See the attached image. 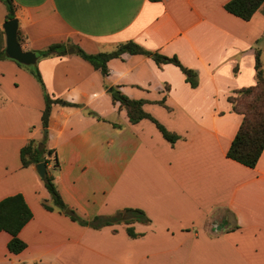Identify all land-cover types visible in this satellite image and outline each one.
<instances>
[{
	"label": "crops",
	"instance_id": "0c3cea01",
	"mask_svg": "<svg viewBox=\"0 0 264 264\" xmlns=\"http://www.w3.org/2000/svg\"><path fill=\"white\" fill-rule=\"evenodd\" d=\"M228 1L13 0L23 50L67 46L36 63L49 95L80 106L53 105L48 120L63 202L87 220L136 208L150 223H134L131 238L124 224L93 229L43 207L50 195L19 156L45 136L43 92L30 66L1 59L0 200L21 194L32 218L18 254L0 232V264H264V149L253 168L226 156L242 121L228 97L256 84V51L264 71V3L245 21L224 9ZM6 14L0 2V30ZM127 41L175 56L196 72V87L173 64L142 55L109 60L103 76L69 52H112ZM111 87L144 101L179 139L168 142L149 119L130 123Z\"/></svg>",
	"mask_w": 264,
	"mask_h": 264
},
{
	"label": "trees",
	"instance_id": "16d2710c",
	"mask_svg": "<svg viewBox=\"0 0 264 264\" xmlns=\"http://www.w3.org/2000/svg\"><path fill=\"white\" fill-rule=\"evenodd\" d=\"M150 1L155 2L159 0ZM0 2L6 8V20L13 19L15 11L13 0H0ZM263 3L264 0H230L225 3L224 9L232 15L248 21ZM3 36V31L0 30V60L7 58L4 52ZM17 39L18 42H20L19 37H17ZM72 47L76 55L92 65L93 68L100 70L103 76L108 73L107 62L109 60L120 58L122 54L128 53L130 55L149 57L157 65L173 64L180 69L185 77V81L189 83L192 88L197 85L196 72L182 66L175 56L168 57L157 52L147 51L133 41H127L118 45L112 52L96 54H88L77 46ZM35 54L38 58L50 57L53 55L61 56L67 54V46L63 44H53L44 50L36 51ZM18 65L22 66L20 64ZM261 66L260 52L256 51V84L252 87L235 91L234 95L236 94V97L233 95L228 97V101L232 104L233 111L242 115V121L230 144L226 156L249 168H253L256 165L264 149V71L261 69ZM31 73L43 92L44 109L41 114V126L45 136L41 141H35L33 139L29 140L20 149V162L21 166L24 168L41 162L45 163L46 173L41 180L46 191L50 195L51 205L44 203L43 207L48 211L57 210L59 213H64V211L68 209V206L63 202L54 183L53 176V172L57 170L59 163L56 153L45 147L46 133L50 111L53 105L66 107L80 106L49 95L45 91L38 70L35 69ZM108 93L111 95L113 102H119V107L126 111L130 123L135 124L140 120L149 119L156 125L163 138L168 142L174 143L179 139V136L168 132L162 125L144 111V101L129 99L113 87L109 88ZM238 96L243 97L240 105L237 103ZM87 114L96 117V115L90 111H88ZM97 118L99 119V117ZM65 215L79 225L93 229H100L115 224H124L126 226V233L131 238H136L138 236L132 227L134 223H150V219L146 216L144 211L136 208H124L116 211L113 215L95 216L90 220L80 218L73 210H69ZM31 218V210L21 194H15L0 200V232L4 231L11 236L7 244V249L10 253L18 254L26 247V244L19 238L18 234Z\"/></svg>",
	"mask_w": 264,
	"mask_h": 264
},
{
	"label": "water",
	"instance_id": "95a60500",
	"mask_svg": "<svg viewBox=\"0 0 264 264\" xmlns=\"http://www.w3.org/2000/svg\"><path fill=\"white\" fill-rule=\"evenodd\" d=\"M4 34V52L8 59L15 61L22 66H32L37 63L38 56L33 51L23 50L17 39L18 21L16 18L6 20L2 26ZM73 53V49H69ZM35 169L40 178L46 173V165L44 162L35 165ZM69 210L66 209L65 213Z\"/></svg>",
	"mask_w": 264,
	"mask_h": 264
},
{
	"label": "rangeland",
	"instance_id": "374dc122",
	"mask_svg": "<svg viewBox=\"0 0 264 264\" xmlns=\"http://www.w3.org/2000/svg\"><path fill=\"white\" fill-rule=\"evenodd\" d=\"M36 67H37V65L35 64V65L30 66V69H32L34 71L35 69H37ZM233 96L236 97L237 95L235 94ZM242 100H243V97L238 96V98H237L238 105H240Z\"/></svg>",
	"mask_w": 264,
	"mask_h": 264
}]
</instances>
